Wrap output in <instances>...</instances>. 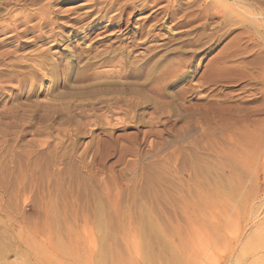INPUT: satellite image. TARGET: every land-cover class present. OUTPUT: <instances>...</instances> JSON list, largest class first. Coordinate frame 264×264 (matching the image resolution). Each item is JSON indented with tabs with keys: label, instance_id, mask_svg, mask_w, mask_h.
Here are the masks:
<instances>
[{
	"label": "rangeland",
	"instance_id": "obj_1",
	"mask_svg": "<svg viewBox=\"0 0 264 264\" xmlns=\"http://www.w3.org/2000/svg\"><path fill=\"white\" fill-rule=\"evenodd\" d=\"M262 14L0 0V264H264Z\"/></svg>",
	"mask_w": 264,
	"mask_h": 264
},
{
	"label": "bare ground",
	"instance_id": "obj_2",
	"mask_svg": "<svg viewBox=\"0 0 264 264\" xmlns=\"http://www.w3.org/2000/svg\"><path fill=\"white\" fill-rule=\"evenodd\" d=\"M261 16H262V18H263V20H264V14H262ZM261 16H259V17H261ZM262 18H261V19H262ZM47 20H48V19H47ZM55 21H56V20H55ZM27 22H28V21H27ZM16 26H17V25H16ZM22 158H23V157H22ZM25 159H26V158H25Z\"/></svg>",
	"mask_w": 264,
	"mask_h": 264
}]
</instances>
